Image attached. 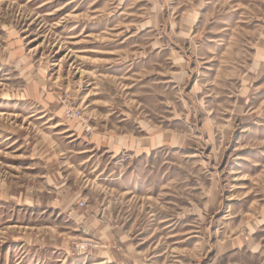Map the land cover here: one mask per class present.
<instances>
[{
	"label": "rangeland",
	"instance_id": "1",
	"mask_svg": "<svg viewBox=\"0 0 264 264\" xmlns=\"http://www.w3.org/2000/svg\"><path fill=\"white\" fill-rule=\"evenodd\" d=\"M0 264H264V0H0Z\"/></svg>",
	"mask_w": 264,
	"mask_h": 264
},
{
	"label": "bare ground",
	"instance_id": "2",
	"mask_svg": "<svg viewBox=\"0 0 264 264\" xmlns=\"http://www.w3.org/2000/svg\"><path fill=\"white\" fill-rule=\"evenodd\" d=\"M48 4H49V3H44V4L42 5V7H43V6H46V5H48ZM56 12H57V11H56ZM57 26H58V25H57Z\"/></svg>",
	"mask_w": 264,
	"mask_h": 264
}]
</instances>
